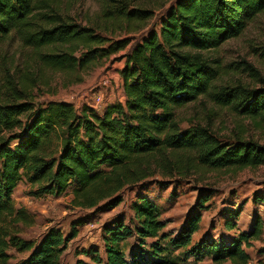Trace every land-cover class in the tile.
<instances>
[{"label": "trees", "instance_id": "obj_1", "mask_svg": "<svg viewBox=\"0 0 264 264\" xmlns=\"http://www.w3.org/2000/svg\"><path fill=\"white\" fill-rule=\"evenodd\" d=\"M116 3L104 9L111 27L135 31L152 19L149 9L129 8L124 0ZM263 10L264 0H175L160 19L158 31H149L123 55L119 76L124 102L98 111L65 100L35 104L33 89L43 83L46 71L76 77L125 48L128 38L110 42L101 31L109 27L70 20L58 0H0V38L16 35L30 51L26 67L35 71L9 72L0 96V264H8L10 249L28 252L20 264H60L67 242L77 234L75 226L67 235L50 227L38 241L20 237L18 224L33 221L12 198L21 179L34 187L33 195L58 196L72 186L75 207L109 209L122 201L125 187L157 171L162 175L179 171L178 156L183 153L196 159L194 167L209 170L264 165V146L256 141H223L200 124L182 130L175 119L176 108L207 96L264 124V87L217 83L219 66L203 54L239 36ZM240 63L259 77L250 63ZM211 195L202 190L181 228L169 236L162 232L165 222L158 205L138 194L131 223L118 218L104 224L103 254L92 247L85 251L91 261L78 259L75 264H180L172 255L179 249L196 261L209 257L212 264H247L246 248L262 232L259 218L249 231L208 234L192 242ZM238 215L239 210L227 211L226 230L236 227ZM131 236L137 244L127 247ZM259 252L264 254V246Z\"/></svg>", "mask_w": 264, "mask_h": 264}, {"label": "rangeland", "instance_id": "obj_2", "mask_svg": "<svg viewBox=\"0 0 264 264\" xmlns=\"http://www.w3.org/2000/svg\"><path fill=\"white\" fill-rule=\"evenodd\" d=\"M116 1L58 0L62 13L67 14L70 20L81 25L109 27L110 30L101 31L110 38V42L128 38L129 43L125 48L77 72L76 77L46 71L43 83L37 84L33 89L32 101L35 104L65 100L74 103L76 107L94 105L100 111L109 104L124 102L119 76V70L124 64L123 55L149 31H158L160 19L175 0H124L130 4L129 8L138 6L151 10L153 14L152 19L144 26L129 32L123 28L111 27L109 21L104 19V9L116 5ZM29 54V49L22 45L16 35L10 34L0 38V96H4V78L9 72L15 74L14 71L17 70V73L21 74L22 69L35 72L33 66L26 67ZM203 54L211 64L219 66L217 83L242 84L250 88L264 87V10L248 22L239 36L228 39ZM242 60L256 68L259 77L243 69V64L240 63ZM78 76L79 80L76 79ZM103 78L107 79L106 85L100 84ZM96 92L101 96L99 104H93V94ZM175 119L182 130L200 124L208 126L223 141L241 138L254 140L264 146V124L259 118L241 115L231 106L217 104L207 96H200L196 101L176 108ZM178 158L181 166L179 171L170 175H162L157 171L143 181L125 187L120 192L122 201L109 209L102 206L100 209L75 207L71 202L72 186L58 196L33 195L34 187L25 179H21L13 190L12 198L15 206L25 208L33 221L30 224H18V235L24 239L38 241L50 227L67 235L71 227L75 226L77 234L67 242L60 264H75L78 259L90 262L91 259L85 251L95 247L101 255L103 254L104 224L118 218L125 224L131 223L132 203L138 194L148 196L158 205L160 219L165 222L162 232L170 236L181 228L186 215L196 205L198 196L202 190H206L212 195L201 211L200 227L192 242L208 234L217 237L220 234L230 236L249 231L254 220L259 218L263 221L262 232L257 239L251 241V246L246 248L250 255L247 264H264V254L259 252L264 246V165L240 170H209L197 165L194 167L192 164L196 159L192 156V160H189L183 153ZM235 209L239 210L235 219L236 227L226 230L223 222L227 211ZM90 223L92 225H89ZM147 241L151 242L150 239ZM126 243L127 247L135 246L137 240L131 236ZM184 250L172 252L173 256L179 258L180 264H212L209 257L200 261L194 260L193 257L185 258ZM9 253L11 258L8 264H20L28 255V252H17L14 249H10ZM223 264L233 263L226 261Z\"/></svg>", "mask_w": 264, "mask_h": 264}, {"label": "built area", "instance_id": "obj_3", "mask_svg": "<svg viewBox=\"0 0 264 264\" xmlns=\"http://www.w3.org/2000/svg\"><path fill=\"white\" fill-rule=\"evenodd\" d=\"M106 83H107V79L106 78H103L101 81H100V84H102V85H106ZM93 104H99L100 103V101H101V96H100V94L99 93H94L93 94ZM87 105H89V104H87ZM89 106H91V105H89ZM91 107H93V108H96L94 105L93 106H91ZM89 225H92V223H90Z\"/></svg>", "mask_w": 264, "mask_h": 264}]
</instances>
